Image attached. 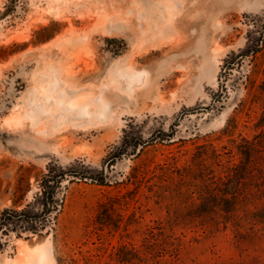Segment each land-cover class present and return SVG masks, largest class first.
Segmentation results:
<instances>
[{
    "label": "rangeland",
    "instance_id": "obj_1",
    "mask_svg": "<svg viewBox=\"0 0 264 264\" xmlns=\"http://www.w3.org/2000/svg\"><path fill=\"white\" fill-rule=\"evenodd\" d=\"M167 1L0 0V214L32 201L51 163L79 161L107 176L105 185L66 181L55 230L43 237L6 236L0 264L18 260L23 245L40 244L55 264H264V235L241 241L231 224L211 233L209 221L184 214L187 200L178 196L181 171L192 165L198 147L213 145L222 154L217 173L239 161L223 130L251 97L247 74L255 70L256 84L264 78V54L235 70L219 109L185 113L212 104L223 61L246 46L264 15V0H177L180 10L162 25L169 38L143 49L146 37L158 34L157 11ZM18 34L30 38H13ZM132 58L133 68L146 74L133 97L112 83ZM41 73L48 83L62 84L56 99L64 91L109 104V122L57 130V111L34 119L30 91ZM262 112L259 102L236 114L238 142L240 134L253 138ZM163 131L174 132V139L153 137ZM125 138L129 151L109 168L114 147Z\"/></svg>",
    "mask_w": 264,
    "mask_h": 264
},
{
    "label": "trees",
    "instance_id": "obj_2",
    "mask_svg": "<svg viewBox=\"0 0 264 264\" xmlns=\"http://www.w3.org/2000/svg\"><path fill=\"white\" fill-rule=\"evenodd\" d=\"M259 20L261 23L256 22L253 30L249 31L246 46L231 52L224 59L218 76L219 89L214 94L212 104L186 110L185 114L210 113L219 109V104L227 98V81L232 78L235 70L243 69L247 60L256 64L264 54V15ZM254 71L247 74L246 86L251 97L244 100L242 108L235 109V114L228 118L223 130V135L231 137L235 143L237 153L231 157L238 156L239 161L232 163L230 160L228 166H222V170L217 173L215 166H221L222 154L213 145L198 147L192 165L181 171L178 194L179 198H183L182 201L187 200L184 214L188 217L195 214V217L209 221L206 224L207 231L217 232L222 224L225 228L231 224L241 241L248 239L250 242L264 235V78L256 84L252 81ZM262 73L264 75V70ZM259 102H262L263 112L255 123L256 134L253 138L240 134L241 141L238 142L234 138L240 125L236 114L243 113L245 109L252 110V105ZM174 136V132L164 131L153 135L159 141H171ZM130 146L127 138L121 145L115 146L108 167L127 153ZM94 171L91 165L79 161L68 167L49 164L48 172L39 180L41 191L35 194L33 200L22 209L12 207L1 212L0 255L7 244L4 238L12 233L18 237H23L25 233L43 237L44 232L49 234L55 230L64 204V183L78 179L105 185V169ZM17 198L23 199L20 195ZM159 242L156 238L154 247H158Z\"/></svg>",
    "mask_w": 264,
    "mask_h": 264
},
{
    "label": "bare ground",
    "instance_id": "obj_3",
    "mask_svg": "<svg viewBox=\"0 0 264 264\" xmlns=\"http://www.w3.org/2000/svg\"><path fill=\"white\" fill-rule=\"evenodd\" d=\"M181 5L182 2L177 0H168L163 5H161L160 9L157 11L158 22H156L157 28L155 32H158V34L152 36L151 39L146 37L148 41H145L146 39L144 40L143 46L141 45L143 49L156 47L161 42H163V40L169 38L167 36L168 30L164 29L162 25L170 18V16L177 14L181 8ZM49 12L53 13L51 9ZM103 31L108 33V30L105 28ZM13 38L19 41H24L29 39L30 36L18 34ZM134 64V58L124 63V65L115 72L112 79V83L117 86L121 93L130 95L132 97L146 79L145 73L136 71L133 68ZM48 78L49 76L46 73L39 74L37 77V85L30 91L31 103L29 106L32 107L30 115L34 117V119H47L55 111H57L58 115L52 121V125L57 130L67 126L77 128L81 126H93L106 121L109 122V104L104 101L100 102L98 100H89V97L79 93L65 94L64 91L62 92V95H59L56 99L55 96L59 88L62 87V84H60L58 81L48 83ZM46 83H48V85H46ZM91 105L95 106L94 110L90 109ZM10 120L11 118L8 121ZM13 120H18L17 122H19L21 119L17 118L16 116V118ZM52 132H49L51 133V136ZM8 263L55 264L52 252L47 248L46 244H40L35 247L23 245L19 250V259H8Z\"/></svg>",
    "mask_w": 264,
    "mask_h": 264
}]
</instances>
